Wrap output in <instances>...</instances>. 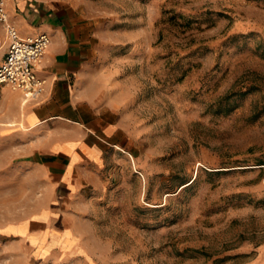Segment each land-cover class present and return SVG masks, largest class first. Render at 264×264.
Returning a JSON list of instances; mask_svg holds the SVG:
<instances>
[{
    "label": "rangeland",
    "instance_id": "obj_1",
    "mask_svg": "<svg viewBox=\"0 0 264 264\" xmlns=\"http://www.w3.org/2000/svg\"><path fill=\"white\" fill-rule=\"evenodd\" d=\"M84 4L83 86L123 144L26 178L1 125L0 264H264V0Z\"/></svg>",
    "mask_w": 264,
    "mask_h": 264
},
{
    "label": "crops",
    "instance_id": "obj_2",
    "mask_svg": "<svg viewBox=\"0 0 264 264\" xmlns=\"http://www.w3.org/2000/svg\"><path fill=\"white\" fill-rule=\"evenodd\" d=\"M84 5V0H6L8 20L21 36L46 33L51 37L37 69L46 79L40 101L24 103L21 91L0 84V126H11L20 137L14 147L26 151L29 158L26 178H32L31 167L38 165V157L45 178H79V162L92 165L106 151L123 144L116 110L95 104L83 86L85 68L95 51L94 22ZM9 42L5 23L0 20V66ZM11 100L14 109L8 113L5 110ZM39 134L56 137L49 144H39Z\"/></svg>",
    "mask_w": 264,
    "mask_h": 264
},
{
    "label": "built area",
    "instance_id": "obj_3",
    "mask_svg": "<svg viewBox=\"0 0 264 264\" xmlns=\"http://www.w3.org/2000/svg\"><path fill=\"white\" fill-rule=\"evenodd\" d=\"M0 20L5 23L10 39L5 60L0 66V84L21 91L24 103L38 102L45 92L46 79L37 69L51 44V37L46 33L21 36L8 20L6 0H0Z\"/></svg>",
    "mask_w": 264,
    "mask_h": 264
}]
</instances>
